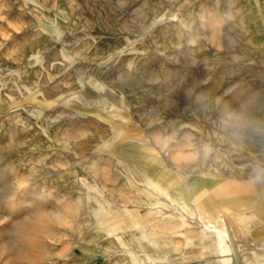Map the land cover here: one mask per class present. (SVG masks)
<instances>
[{
  "label": "rangeland",
  "instance_id": "obj_1",
  "mask_svg": "<svg viewBox=\"0 0 264 264\" xmlns=\"http://www.w3.org/2000/svg\"><path fill=\"white\" fill-rule=\"evenodd\" d=\"M36 208L35 264L264 260V0H0V264Z\"/></svg>",
  "mask_w": 264,
  "mask_h": 264
},
{
  "label": "bare ground",
  "instance_id": "obj_2",
  "mask_svg": "<svg viewBox=\"0 0 264 264\" xmlns=\"http://www.w3.org/2000/svg\"><path fill=\"white\" fill-rule=\"evenodd\" d=\"M144 181L150 186V190H144L147 194L153 195V192L157 191L165 196L172 197L171 193L167 194V190L162 186L161 180L147 174L144 177ZM11 202L19 205L24 203V200H17L16 197H12ZM182 206H185V202L182 203ZM26 214L27 218L23 224H21L20 234L18 235V237L23 240V244L15 252H9L7 248H4V252L8 258H11L15 262L35 264L37 262L36 255L39 248L37 237L40 234L47 233L51 228L50 224L58 219L59 215L49 214L42 208H36L33 211H28ZM213 219L215 224L207 226L209 227L208 231H211L213 234L212 237L218 244L217 246L219 250L214 255L217 262H222V264H264V260L257 258L251 260L246 258L243 261L240 260L236 254L237 252H235L229 232L218 228L219 225H223L222 216H214ZM238 219L239 221L241 220L249 230L261 224L255 212L247 215V217H239ZM138 237L146 239L147 233L143 231ZM262 245H264V241L262 242Z\"/></svg>",
  "mask_w": 264,
  "mask_h": 264
},
{
  "label": "clouds",
  "instance_id": "obj_3",
  "mask_svg": "<svg viewBox=\"0 0 264 264\" xmlns=\"http://www.w3.org/2000/svg\"><path fill=\"white\" fill-rule=\"evenodd\" d=\"M228 122H230L235 127H243L245 124L243 115L239 113L230 114L228 117Z\"/></svg>",
  "mask_w": 264,
  "mask_h": 264
}]
</instances>
